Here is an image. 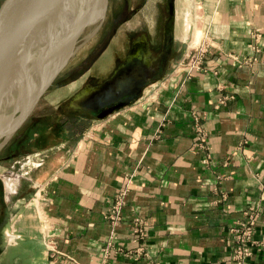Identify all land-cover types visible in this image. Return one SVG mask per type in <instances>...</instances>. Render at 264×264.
Wrapping results in <instances>:
<instances>
[{
  "label": "crops",
  "instance_id": "crops-1",
  "mask_svg": "<svg viewBox=\"0 0 264 264\" xmlns=\"http://www.w3.org/2000/svg\"><path fill=\"white\" fill-rule=\"evenodd\" d=\"M200 9L216 73L181 72L104 122L70 108L59 133L40 134L58 140L12 182V247L25 245L28 258L12 264H236L230 229L249 215L245 264H264V0H201Z\"/></svg>",
  "mask_w": 264,
  "mask_h": 264
},
{
  "label": "rangeland",
  "instance_id": "rangeland-1",
  "mask_svg": "<svg viewBox=\"0 0 264 264\" xmlns=\"http://www.w3.org/2000/svg\"><path fill=\"white\" fill-rule=\"evenodd\" d=\"M2 1L3 0H0V4ZM105 3L104 15L95 25L86 27L84 31L78 35L72 54L51 87L40 98L27 121L16 132L5 148L0 151V193L9 201V203L12 202V195L10 194L13 190L12 182H14V178L17 177L16 175H19L21 169L24 170L28 163H37L40 159L44 158V155L47 153L46 148L57 143L58 139H56V137L42 139L40 134L45 129H50V131L59 133L60 127L63 125L61 122L74 117V112H72L71 109L76 108L77 105L74 99L76 93L73 92L81 89L85 84L89 83L90 85H94L96 82L105 78L111 69L112 63L110 62L108 51H102L101 54H99V49L103 46L105 41L108 24L107 0ZM200 8L201 0H176V38L178 40H182L183 43L178 47V56L175 61L171 62L167 70V74L162 80L157 82L158 84L155 83L157 84L156 86L153 84L155 88L160 87L161 81L166 80L167 82L173 76L179 75L181 72L194 70L199 62L209 61L207 55L210 56L214 46L210 43V41L208 42V36L201 29ZM258 35L259 34L255 35L256 38H258ZM229 57L230 60L236 63L238 62L234 59V57L240 61L243 59H254H241L235 55H229ZM87 68L88 72L85 75L78 80H74L78 77L80 72ZM101 72L107 73L101 74ZM190 73L193 74L197 72L191 71ZM89 78H91V80ZM154 90L152 89L148 92L149 96L148 93H146L148 89L145 90L141 97L132 105H135L140 100L143 102L145 98L147 99L148 97H153L155 94L153 92ZM72 94H74V96ZM14 96L16 97V95ZM132 105L121 109V111H124ZM14 110L15 106L9 104L4 108L3 112L5 115H9ZM119 111L115 113H118ZM107 118L94 120L104 122ZM32 137L34 138L33 142L31 141ZM36 143H39L38 145L42 146H33V144ZM32 157L33 159H31ZM9 214L11 216L12 211H10ZM10 224L5 227L4 231L7 236L9 235L12 238V233L9 230ZM42 244L43 248L45 250L47 249L48 256L50 255V257L53 258L50 251L53 246L50 244V241H42ZM12 248L14 249V247Z\"/></svg>",
  "mask_w": 264,
  "mask_h": 264
},
{
  "label": "flooded vegetation",
  "instance_id": "flooded-vegetation-1",
  "mask_svg": "<svg viewBox=\"0 0 264 264\" xmlns=\"http://www.w3.org/2000/svg\"><path fill=\"white\" fill-rule=\"evenodd\" d=\"M107 2V31L99 54L108 51L111 69L105 78L85 84L74 96L81 115L91 120L112 108L132 105L148 87L162 80L183 43L176 38V0ZM10 211L12 202L0 193V264L28 259L25 245L13 249L12 238L4 231L11 223Z\"/></svg>",
  "mask_w": 264,
  "mask_h": 264
},
{
  "label": "bare ground",
  "instance_id": "bare-ground-1",
  "mask_svg": "<svg viewBox=\"0 0 264 264\" xmlns=\"http://www.w3.org/2000/svg\"><path fill=\"white\" fill-rule=\"evenodd\" d=\"M50 1V9L46 11L50 22L37 26L39 30H44V37H37L27 58L20 64H12L3 78L0 130L9 127L15 120L12 115L4 114V108L12 104L16 111H20L38 87L70 55L75 36L84 26L90 27L104 11V0ZM32 39L28 38L31 42Z\"/></svg>",
  "mask_w": 264,
  "mask_h": 264
},
{
  "label": "water",
  "instance_id": "water-1",
  "mask_svg": "<svg viewBox=\"0 0 264 264\" xmlns=\"http://www.w3.org/2000/svg\"><path fill=\"white\" fill-rule=\"evenodd\" d=\"M50 2V0H3L0 4V97L3 78L8 74L9 68L12 64H20L27 58L32 50V44H34L37 37H44V30H39L37 26L50 22L46 15V11L48 8L50 9L51 6ZM105 2L106 0H104V11ZM104 11L92 25H95L101 19L104 15ZM86 27L88 26H84L82 30ZM79 34H77L72 41L70 55L72 54L73 47ZM28 38H33L32 42L28 40ZM70 55L65 58L62 64L50 74L49 78L38 87L34 95L24 104L20 111L14 110L10 114L15 120L9 127L0 130V151L5 148L16 132L30 117L38 101L51 87ZM121 108L122 107L112 108L105 112L103 116H99L97 120L107 118Z\"/></svg>",
  "mask_w": 264,
  "mask_h": 264
},
{
  "label": "built area",
  "instance_id": "built-area-1",
  "mask_svg": "<svg viewBox=\"0 0 264 264\" xmlns=\"http://www.w3.org/2000/svg\"><path fill=\"white\" fill-rule=\"evenodd\" d=\"M235 60H237V64L239 66L241 65H249L252 64L253 60H238L234 57ZM250 62V63H249ZM252 62V63H251ZM197 73H207V72H213L216 73L215 68H213L211 65H209L206 61H201L197 64V66L194 68V70ZM190 70L188 72H191ZM226 100H221L220 104L223 105ZM192 127L194 130V136L195 141L197 143V147L200 150L206 151V131L202 125V117L199 113L193 112L192 113ZM225 198V197H224ZM123 206V199L122 196H118L115 200L114 207H113V214L108 217V220L115 224L120 221V209ZM137 221H135L136 223ZM135 229V235L138 239L143 240L146 237V230L145 227H143L140 223H137ZM256 226V220L254 216L249 215L245 220L237 223L234 227L230 229L231 238L233 240V243L235 244L234 251H233V257L236 264H245V262L250 259L253 255V233ZM51 253H54V250H50Z\"/></svg>",
  "mask_w": 264,
  "mask_h": 264
}]
</instances>
